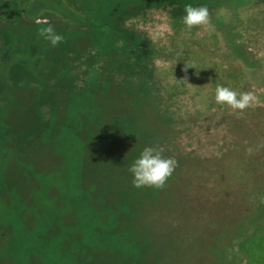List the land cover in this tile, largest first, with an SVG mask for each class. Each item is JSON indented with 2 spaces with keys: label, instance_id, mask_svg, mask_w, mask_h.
I'll use <instances>...</instances> for the list:
<instances>
[{
  "label": "rangeland",
  "instance_id": "1",
  "mask_svg": "<svg viewBox=\"0 0 264 264\" xmlns=\"http://www.w3.org/2000/svg\"><path fill=\"white\" fill-rule=\"evenodd\" d=\"M183 1L208 5L210 25L184 28L179 0H19L0 18V264H235L264 223V0ZM217 83L255 103L217 105ZM77 89L92 92L78 118ZM124 126L200 159L174 208L186 221L149 208L163 188L124 187ZM260 227L243 264H264Z\"/></svg>",
  "mask_w": 264,
  "mask_h": 264
},
{
  "label": "clouds",
  "instance_id": "2",
  "mask_svg": "<svg viewBox=\"0 0 264 264\" xmlns=\"http://www.w3.org/2000/svg\"><path fill=\"white\" fill-rule=\"evenodd\" d=\"M210 22V10L206 5L184 4L180 23L188 31H192L194 28L207 27ZM40 35L53 47L58 46L65 39L51 25L40 29ZM185 68H196V65L194 62L185 61ZM214 99L216 104L221 107H229L243 112L253 106L256 97L252 91H237L229 86L217 83ZM176 167L177 161L175 158L164 156L162 149L146 146L132 162L128 171L132 175L133 187L137 189H161L173 177Z\"/></svg>",
  "mask_w": 264,
  "mask_h": 264
},
{
  "label": "trees",
  "instance_id": "3",
  "mask_svg": "<svg viewBox=\"0 0 264 264\" xmlns=\"http://www.w3.org/2000/svg\"><path fill=\"white\" fill-rule=\"evenodd\" d=\"M176 3L177 2H174V5L173 6H175ZM201 5H206V4H201ZM206 6L209 8L208 5H206ZM178 8L179 9H177V10L179 12H181L182 15H183V6L182 7H178ZM209 10H210V8H209ZM173 11H174V9H173ZM215 12H217V11H215ZM152 87H154L153 84H152ZM96 89H94V90L96 91ZM120 89L122 91V88H120ZM80 91L77 89L78 95H80L81 98H82L81 99L82 104L73 103L71 109L69 110L70 113H71V115L72 116H75L77 118H78L77 105L79 106V108L81 109V111H83V112H85L87 114V111L90 109V108H88L89 102L87 100H88L89 95L92 93L89 90H86L84 92V95H82L80 93ZM133 91L139 96V99L141 101H144V99L147 98V96H148V94H145L144 95V93H142V92L139 93L136 90H133ZM125 93L128 94V92H125ZM149 100H150V102L152 104V98H149ZM128 102H129V100H128ZM132 110H133V108L131 109V107H130V111H132ZM136 114L142 120L145 116L146 117L149 116L151 114V112H150L149 108H145V111H144V110L141 109V107H138V108L136 107ZM127 130L128 129L124 126L123 132L126 134V136L129 135L132 138V139H129V140H131V141H129V143L130 142H134L135 150L133 152L131 151V154L132 153L136 154V158H137L139 156L140 152L143 150V148L146 147V146H148V145H145V143H146L145 142V135H141V136H139V135H133V134L129 133ZM74 133H75L74 134L75 136H78L76 134V131H74ZM127 140L128 139H126L124 141H127ZM149 146L155 147V148H158V149H161L156 144L149 145ZM162 152H163V155L166 156V157L175 158L176 161H177V167H176V169L174 171L173 177L169 179V181H170L169 187L167 189H166V186L167 185L163 187V196L160 197V198H158L157 201H155V199L153 198L152 206H150L149 208L154 207L155 208L154 211H161V209H163L164 213H165V208H168V212L165 213V217L167 216V214H169L168 216L183 217V219H185V216L183 214L180 215V213H178V212L175 213L174 212V210H175L174 208L177 209L178 207H181V205H182L181 198L178 197L179 192L189 190L190 189V184L193 185V183L197 179L196 177L198 175H200L199 172H197L198 169L196 168V165L197 164L199 165V163H200V162L198 163V161L200 159L197 156H195V155L193 157L192 155L185 156L184 154H180V153H176V152H172V151H164V150H162ZM206 158H209L210 159L211 157H206ZM194 160H196V161H194ZM186 162H188L189 168L185 167V163ZM202 164H204V163H202ZM207 173H209V171H207ZM131 183H132V175L130 173V179L125 181L124 187L128 186L129 184L131 185ZM156 191H157V189H154V195H152V196H155V192ZM108 196L112 199L113 198V193H111V195H108ZM82 198H84L83 195H82ZM87 198H88V203H89L90 215H92L94 210L92 209V205H91L90 198L88 196H87ZM106 205H107V203H106ZM160 207H161V209H159ZM132 212H134V213L136 212V214H137V209L132 208ZM136 219L140 220L141 218L137 216ZM186 220L187 219H185V221ZM127 224H128V222H127Z\"/></svg>",
  "mask_w": 264,
  "mask_h": 264
},
{
  "label": "flooded vegetation",
  "instance_id": "4",
  "mask_svg": "<svg viewBox=\"0 0 264 264\" xmlns=\"http://www.w3.org/2000/svg\"><path fill=\"white\" fill-rule=\"evenodd\" d=\"M183 0H179V4H182L181 6H184V4H186ZM19 6V0H0V18L4 19L5 21L9 22L12 20V17L17 16L19 13L20 8ZM264 181V180H263ZM264 223H261L258 225V227H256L255 231H253L252 233H250L249 235H247L245 238H243V240L239 243V247L237 249L238 253L236 254V256H233V261L236 264H243V263H249V256L246 252L243 251V249L241 248L240 245H243V243H245L246 240L248 239H253L255 237V234H259L260 231L259 229L261 228L260 226H262ZM244 225L245 223H239L238 225H236L235 229L237 231V234L242 233V231L244 230ZM244 232V231H243ZM234 239H232V243ZM253 243H255V240L253 241ZM259 259V258H257ZM232 261V263H233ZM257 264V263H256Z\"/></svg>",
  "mask_w": 264,
  "mask_h": 264
}]
</instances>
